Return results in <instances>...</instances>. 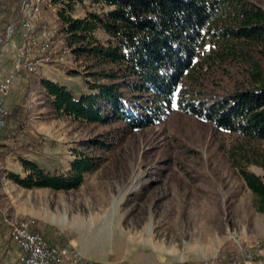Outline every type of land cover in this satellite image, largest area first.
<instances>
[{"label":"rangeland","instance_id":"374dc122","mask_svg":"<svg viewBox=\"0 0 264 264\" xmlns=\"http://www.w3.org/2000/svg\"><path fill=\"white\" fill-rule=\"evenodd\" d=\"M252 1L264 8V0ZM23 2L12 0L7 4L0 0V22L4 26L19 18ZM33 8L40 42L45 41L41 35L45 28L56 32L48 39L53 43V60L37 66L35 71L23 69V76L11 90L8 98L11 112L21 106L29 111V116L22 131L16 133L9 125L0 135V172L19 169L21 158L63 173L83 153L100 158L101 163L85 175L84 184L76 190L59 193L21 190L24 199L35 206L42 199L59 197L68 209L56 213L58 227L69 219L75 228L92 229L103 239L97 250L118 251L137 264H145L151 258L161 259L165 264H200L220 259L226 251L238 247L255 253L263 251L264 208L259 196L248 188L243 173L263 175L262 168L253 160L264 155V143L245 140L177 110L161 123L138 131L128 129L120 121L101 125L69 117L56 118L37 73L67 86L80 97L89 92L85 65L65 47L59 8L54 0H33ZM88 9L98 8L93 5ZM84 16L85 12L79 14ZM96 37L103 43L108 39L100 31ZM39 53L37 50L36 54ZM12 62L9 60L7 67ZM11 68L12 64L9 71ZM72 71L81 74L72 76ZM243 80L231 68L229 75L211 78L207 90L228 94ZM101 136L111 150L85 146ZM0 196L10 214L7 221L10 232L25 223L41 233L31 218L12 220L7 197L1 193ZM57 226L53 227L54 234L60 232ZM128 242L139 245L140 250H148V256L133 246L126 248ZM245 253L248 252L244 251L247 259Z\"/></svg>","mask_w":264,"mask_h":264},{"label":"trees","instance_id":"16d2710c","mask_svg":"<svg viewBox=\"0 0 264 264\" xmlns=\"http://www.w3.org/2000/svg\"><path fill=\"white\" fill-rule=\"evenodd\" d=\"M54 3L59 8L65 47L76 60L83 61L89 89L77 97L67 86L38 72L48 106L56 118L69 117L101 125L120 121L128 129L138 131L161 123L177 110L245 140L264 143V8L258 3L252 0H54ZM93 5L98 8L96 11L88 9ZM83 12L85 16L79 17ZM98 31L108 38L106 43L96 37ZM231 68L240 73L243 82L228 94L209 92V80L218 74L229 75ZM80 74L71 72L72 76ZM28 116L26 108L16 106L6 129L10 125L14 132L22 131ZM85 146L111 150L103 136ZM253 161L262 168L263 175L244 172L243 176L264 208V155ZM20 162L24 176L3 170L0 181L6 175L28 190L71 191L84 184L85 175L97 169L101 160L80 154L64 173L50 171L29 159L21 158ZM6 208L5 202H0V228H10Z\"/></svg>","mask_w":264,"mask_h":264},{"label":"crops","instance_id":"0c3cea01","mask_svg":"<svg viewBox=\"0 0 264 264\" xmlns=\"http://www.w3.org/2000/svg\"><path fill=\"white\" fill-rule=\"evenodd\" d=\"M18 41H11L7 43L0 52V81H2L12 70L9 71V60H14ZM48 67V66H46ZM45 70V67L42 68ZM14 173L22 175L24 172L23 167L20 165L19 169L12 171ZM32 191L24 189L13 181L3 178V186L0 189L1 194H5L7 206L12 210V220L21 218H31L35 223L37 230L43 233L48 241L53 244L59 245H70L84 260L87 264H108V263H120V264H137L134 263L124 255H119L118 251H107L97 250L96 246L101 245L102 240L99 235L92 229H78L70 225L69 219L65 222L60 223L58 227L57 214L60 210H67L68 205L61 203L59 197L42 199L37 205L33 206L30 201L24 199L22 191ZM40 192H64L54 191L51 189H33ZM66 192V191H65ZM58 196V195H56ZM30 202V203H29ZM62 204V205H61ZM59 229V233L54 234V228ZM64 234V235H63ZM59 235V237H58ZM137 249L141 254L148 256L149 251L140 250L139 245L128 242L126 248ZM145 249V248H144ZM20 250L16 243L12 240L10 228H0V264H20L19 263ZM144 256V255H143ZM145 256V257H147ZM145 264H165L161 259H146Z\"/></svg>","mask_w":264,"mask_h":264},{"label":"built area","instance_id":"2783aa9c","mask_svg":"<svg viewBox=\"0 0 264 264\" xmlns=\"http://www.w3.org/2000/svg\"><path fill=\"white\" fill-rule=\"evenodd\" d=\"M9 3L12 0H4ZM34 26L33 0H24L18 19L4 26L0 22V52L11 42L18 41L11 72L0 81V135L8 124L11 113L8 98L15 82L23 76V67L34 63L35 45L29 41L31 27ZM45 36H52L45 28ZM53 60V48L52 57ZM12 239L20 250V264H87L70 245L61 246L48 241L41 233L34 232L24 223V231H11ZM245 248L226 251L220 259L205 260L200 264H264V250L254 253V259H244ZM120 264V263H108Z\"/></svg>","mask_w":264,"mask_h":264},{"label":"bare ground","instance_id":"6f19581e","mask_svg":"<svg viewBox=\"0 0 264 264\" xmlns=\"http://www.w3.org/2000/svg\"><path fill=\"white\" fill-rule=\"evenodd\" d=\"M33 15H34V26L31 27V33H29V41H34L37 43L35 45V52L38 50L40 53H39V55L36 54L37 60L34 59V63H30V65L28 67H23V69H26L29 71H35L37 69V66H40L43 63H48L51 61V57H50L51 55H49V52H50V49L52 48L53 43H50V41L48 39L53 38L56 35V32L51 30L50 33L52 36H45V29H44V30H42L41 35L44 36L45 41L40 42L39 36L37 35V30H35V27H36L35 24L37 23V13L34 10V8H33ZM15 230L16 231H24V225H21L20 227L16 228ZM247 252L248 253H245V257L247 259H254V253L255 252H251L249 250Z\"/></svg>","mask_w":264,"mask_h":264}]
</instances>
